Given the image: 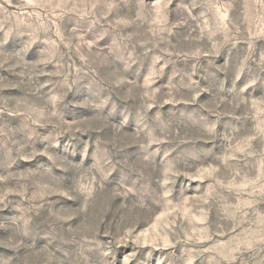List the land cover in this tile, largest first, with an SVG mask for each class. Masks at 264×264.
I'll list each match as a JSON object with an SVG mask.
<instances>
[{"label":"rangeland","instance_id":"rangeland-1","mask_svg":"<svg viewBox=\"0 0 264 264\" xmlns=\"http://www.w3.org/2000/svg\"><path fill=\"white\" fill-rule=\"evenodd\" d=\"M0 264H264V0H0Z\"/></svg>","mask_w":264,"mask_h":264}]
</instances>
